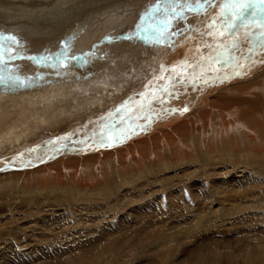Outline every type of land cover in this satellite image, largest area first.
<instances>
[{
  "label": "bare ground",
  "instance_id": "1",
  "mask_svg": "<svg viewBox=\"0 0 264 264\" xmlns=\"http://www.w3.org/2000/svg\"><path fill=\"white\" fill-rule=\"evenodd\" d=\"M55 1L54 6H51L53 8L60 7L65 0ZM191 1L193 0H190V2ZM217 1L218 0H212L213 6H208L206 9L202 10L201 13L193 11L194 14H189V11L185 10V12H188V15L185 16L186 19H182L184 24L193 17L195 18L194 28L191 35L188 37L187 45H175L169 53H166L164 56L165 58L160 57V64L157 63L156 65V68L159 66L160 73L152 78L147 85L138 88L132 93H130L131 91L127 93L123 92H125L133 82L135 68H140L150 63L149 61L154 55L147 53L148 49L143 47L145 44L143 45L140 42H134L130 39L120 42H116L117 40L115 42L106 41L103 42L101 46L100 40L103 37H113L114 39L116 36L127 37L129 34L134 33L136 27L134 28L133 26H137L140 22L137 17L138 14L142 13L144 15L151 6L160 3L161 0H116V3L112 5L108 15L107 12L102 14L103 20L101 18L92 19L91 27L93 28L88 27V30L94 35L97 45L89 54L94 53L93 56L95 58L92 57V55L91 58H93V60L97 59L98 65H96L97 67L94 65L96 69L94 71L96 72L93 74L91 73L92 70L90 72L91 74L88 73L90 74L88 76L92 77V75H98L99 78L102 74L104 75V79L107 78L112 81H116L115 77H128L125 79L126 82L124 84L121 83L119 86H108L106 88H103L106 86L103 80H98L97 78L89 77L90 79H88L87 77L88 80L92 81L91 84L89 82L90 85L87 84L89 86L84 87L80 84V79L84 82L86 80H83L84 78L82 76V72L85 69L82 72L80 71L83 69L80 65L86 64L85 59L87 58L85 57H89V55H87L84 57V60H82L83 58H81L82 56L80 54L85 53V50H69L67 51L68 59L64 64L59 67L49 66L52 63H58L57 61L54 62L55 59L50 61L53 58H50L51 55L64 52V40L61 38L53 39L48 35L49 32H54L55 29L59 31V28L64 25H69V27L67 28L64 26L62 30L65 28L75 30L79 24V20L66 17L63 19L61 18L60 12L51 10V8H48L47 12L42 14L37 12L40 15H38V19L41 22L37 24L35 20L28 22V26L31 27L32 30L34 26L37 25L36 29L26 35L19 36L18 41L25 42L26 44L27 42H31V44H28L30 46L46 37L44 38L45 43H36L38 45L37 48H39L38 50L36 48L34 49V47L32 49L31 47V51L37 50V53H41L42 51L46 52L49 50L47 47L48 44L50 45V49L55 47V53H50V60H44L41 57L40 62H42V64H31L32 61H37L38 57L35 59L24 57L9 60L8 67H5L6 71L0 74V76H3L5 81H7V83H4V86L0 87V160L7 157L6 162H17L18 159L22 158L19 154L23 151L35 149V147L30 146H37V141L40 138L44 137V141L47 137H50L51 140L57 141L56 137H58V134L67 130H69L67 135L71 134L73 136L76 134H78V136H84L86 131L88 139L84 142V146L89 140L91 141L90 143L97 140L96 137L105 130V126L107 125L115 126V131L110 133L112 136L116 130H127L130 125L131 128L135 125H141L143 128L137 129L135 134L126 136V138L121 140L118 144L106 146L103 149L94 148L91 150L90 154L113 149L120 146V144L123 145L126 143L117 151L110 150L107 153H100L83 158L64 159L61 157L62 159L59 161L46 166L57 158L55 157L43 164L37 161L29 163L25 171H15L12 170V168L11 170H5L0 173V188L24 187L27 191L36 189L52 191L55 188L64 191L73 189L78 190L77 195L80 191L82 194L84 193V196L89 198L86 201L92 202L102 199V197H91V193L94 190H98L102 185H105V187L108 185L107 180L109 178L107 179V177L109 174L120 172L123 177L130 173L128 175L129 179H124V183L130 181L135 183L138 187H141L142 184L145 185V178L143 179V177H145L146 171H151L159 176L160 183L164 182L170 184L171 181H167L170 178H174V176H179L182 180H192V184H197L198 186V192H195V194L198 195H194L195 198H201L203 203L208 205L210 211H214L215 214H219V211H217L218 209L215 211L214 207L211 206L212 202L215 205L217 204L213 201V197H224V195H226L223 199L217 200V205L221 204L222 207V201L224 200H233V203L239 202L243 208L251 204L262 202L263 199H261V196L255 199L254 195L244 191L249 188L255 189L261 184L260 181L262 179H256L251 175V172L247 171L249 161L247 160V162H245V160L247 158L250 159L252 156L259 157L260 159L256 158L257 163L255 164H257V166H255V170L252 171V173L259 174V171L262 170V158H264V74L259 72L255 77V79L259 80L251 83H232L231 85L235 87H231L223 92H221L223 90V88L220 87L221 84L215 83L217 88L214 94H219L211 100L210 104L204 110L194 115L193 113L184 117L180 115L174 119H169L168 117L169 112L172 111L170 105L172 102L188 99L187 95L190 93L191 86L193 85V83L190 82L191 76L195 75L199 77L195 79V85L205 78L208 79V83L210 84L221 82L220 80H213L218 73L215 74V71H211L206 67L207 63L204 64V62H207L205 58L211 52V49L205 46L206 44H214L219 41L228 43L225 37H219L217 41H213L211 36L204 35V33L208 31L206 27L207 24L211 23L213 20L209 19L210 17L208 18V15L204 13L207 11L211 14L214 12L212 10L216 8L220 14V4L223 0H221V2L219 1L220 3H217ZM164 2L166 3L167 0H164ZM0 3H2L0 9L9 11V13L11 12L15 15L24 11L34 12L39 8L42 9L49 5L48 1L25 3L15 0H0ZM212 7L213 9L210 11L209 9ZM112 13H114V15H112ZM60 19H63L62 23ZM41 25H44V31H42L45 36L43 37H41L43 32L40 36V33H38V29ZM238 35L242 36L243 34L241 33ZM245 39L247 40L249 38ZM237 41H239V39ZM239 43L240 42H238V44ZM188 45L189 48H187ZM250 45L251 44H249L248 47ZM152 46L153 44L151 43V47ZM163 46L164 44L161 45L158 43L154 46L153 51L158 53V50L162 49V53L165 49V47L163 49ZM240 46L237 47V49L240 48ZM245 46L247 47V45ZM248 47L246 56H244L245 54H235V49L232 50L234 52H229V55H235L238 61L243 65L241 68L242 70L240 69L244 71L242 73L243 76H247V71L252 70L253 67L261 66L264 68V48L259 47L258 49V46L253 48V45ZM110 48L117 49L115 52H111ZM250 48H253L251 52L249 51ZM28 50L30 51V48H28ZM218 50L220 49H217V51ZM117 52L119 55L122 54L123 56L120 55L121 57L118 56L120 58L112 60L110 57H116ZM13 53L15 55L17 51L13 49ZM41 56L43 55L41 54ZM76 56L79 57V59H73V57ZM246 57H250V59H245ZM174 58L181 59L174 61ZM155 60L156 59H154V61ZM186 60L187 64L181 65L180 62ZM253 64L256 65L254 66ZM174 66L175 71H173ZM87 67H85L86 70ZM162 67L167 69L163 71V73ZM90 68L91 67H89V69ZM156 68L154 65L152 70H156ZM201 68L205 70L201 72ZM224 68L228 69V71L234 70L231 65L227 64L223 69ZM89 69L88 71H90ZM16 70L23 73H17ZM50 72H52V74L54 73V75H48ZM221 75L225 76L224 73ZM181 77H183L181 82L175 83V80H179ZM16 78H19V83L16 82ZM85 83H88L87 80ZM42 84H48L49 86H42ZM173 84L174 89L172 87ZM162 86L167 87L173 94L171 96L166 95L162 91ZM205 86L206 84L204 86L200 85L198 90L195 89L192 98L194 101L202 102L204 106L207 105V98L202 94ZM98 89H101L103 94L99 93V91L97 92ZM140 93H144V95L141 96ZM149 101H151V103H149ZM160 101H163V103L161 104V108L158 109L157 103ZM121 105H125V107L120 108ZM103 108L111 109V111L98 119L103 125L102 129H99V131L96 129L94 134L98 135L92 136L90 135L91 133L89 134V128H93L92 124L94 121L85 122V124L75 127L88 118H95L97 112L101 111ZM116 109H120V111L117 112ZM87 114H90V117H88ZM151 122L155 123L152 124ZM131 128L128 130L130 131ZM141 136H145L146 138L134 144L132 143L134 139ZM36 142L37 144H35ZM77 146L82 145L81 143L75 144L74 148ZM83 146L80 147V149L83 148ZM51 148H53V146H51ZM80 149L77 151H80ZM68 153L70 152L63 150L61 155ZM75 155H77V153H75ZM204 155L212 160L207 169L201 167V158ZM224 156L230 158L226 159ZM232 160L235 161V164L232 165V170H227L230 166L228 167L226 165L228 168L226 167L227 169L221 171L222 168L220 166ZM6 162L1 164H5ZM209 170L218 174L222 172V177L211 180V182L203 183L201 177L208 175L207 172ZM5 173L11 174L5 175ZM135 175L137 176L136 178L134 177ZM195 178H197V180L193 182ZM139 179H143V181H138ZM246 181H249L250 187L248 185V188H245L246 185H244ZM207 183H211L214 187L220 185L225 188V191L223 190L221 194L217 195L220 188L217 190L216 187V189L210 187L211 190L208 193H204L202 188L208 185ZM262 184H264V181ZM237 187L240 190V193L238 192L239 194L233 191ZM68 193L71 195V198L74 197L78 200L79 195L76 197L73 192ZM250 194L254 199L251 198L252 196ZM56 201H59V199ZM3 205L5 204H0V210L4 208ZM236 207H238V205ZM25 263L26 262H24V264Z\"/></svg>",
  "mask_w": 264,
  "mask_h": 264
},
{
  "label": "rangeland",
  "instance_id": "2",
  "mask_svg": "<svg viewBox=\"0 0 264 264\" xmlns=\"http://www.w3.org/2000/svg\"><path fill=\"white\" fill-rule=\"evenodd\" d=\"M15 1L25 3L48 1L49 5L42 9L39 8L34 12L24 11L16 15L0 9V35H12L18 40L19 36L26 35L36 29L37 25H35L32 30V28L28 26V22L31 20H35L36 24L41 22L38 19V13H45L48 8H51V10L60 12L61 18L63 19L66 17L79 20V24L75 30L67 29L69 25H64L67 28L62 30L64 26H61L59 31L55 29L54 32H49L48 35L53 39L61 38L64 40L63 51H65V45L67 46V51L85 50V53L80 54L82 56L81 58H83L82 60H84L85 54L92 52L97 45L94 35L88 30V27H91L92 19L101 18L103 20L102 14L107 12L108 15L112 5L116 3V0H65L60 7L53 8L51 6H54L55 0ZM200 1L204 2V0ZM219 1L221 2V0H218L217 3ZM169 2H171V0H167L166 3ZM195 2L194 0L191 1L193 4H195ZM1 4L2 3H0V6ZM207 7L208 5L206 4L205 9ZM211 9H213V7L209 10L211 11ZM212 11L214 12L211 14L207 11V13L205 12L204 14H207L208 18L210 17L209 19H213L217 17L219 13L216 8ZM198 13H201V11ZM189 14H194V12L189 11ZM112 15H114V13H112ZM183 15H188V12L184 10ZM142 16H144L142 13L138 14L137 17L139 21ZM161 16L162 13L158 12L156 17L149 22L156 26ZM63 19H60L61 23ZM194 19L193 17L184 24L182 19L172 18L168 33H175V35H169L167 40H162L159 43L161 45L164 44L163 49L165 47L162 53V49L158 50V53L153 51L156 44H153L151 47V43H148L146 39L140 40V38L133 35L135 39L133 38V40H130L140 42L143 45L145 44L143 47L148 49L147 53L154 55V57L150 59V63L140 68H135L133 82L123 93L129 91L132 93L138 88L147 85L152 78L160 73L159 66L157 67L158 69L156 68L157 63L160 64L159 58H165L164 56L166 53H169L175 45H187L188 37L191 35L194 28ZM133 27L135 28L136 26ZM160 27L163 26L160 25ZM42 30L44 31V25H41L38 29V33H40L39 36L43 32ZM143 35L147 36V33ZM43 36H45L44 32L41 37ZM238 36L236 37V39H239L238 42H240L238 45L240 46L241 44L242 47L236 48L237 50L235 49V52L232 50L230 51L238 55L245 54L244 56H246L247 47L249 44L252 45V41L250 38L246 40L243 35ZM44 38L38 40V44L45 43ZM122 40H127L126 36H116L115 39L113 37H103L100 40V46L106 41L120 42ZM29 43L31 44V42H27V44L25 42H19L17 46L13 45V49H15L17 53L20 52V58L32 57L35 59L38 57L37 61L39 62L32 61V65L42 64V62H40L41 57L44 58L47 56L48 60L53 57L50 61L55 59V47L50 49V45L47 44L48 51L37 53L39 49L37 48L38 45L34 43L35 45L32 44L29 46ZM244 44L247 45V47ZM31 47L37 50L31 51ZM28 48H30V51ZM187 48H189V45ZM116 49L117 48H110L111 52H115ZM41 54L43 56H41ZM50 55L51 57L49 58ZM120 55L123 56L122 54ZM120 55L117 52L116 57L110 58L116 60L121 57ZM92 57L94 56L92 55ZM85 58H87L85 59L86 64H83L84 66L80 65L83 67L80 71L86 70L85 67L87 66L91 68L89 69V67H87V72L85 70V72H82L83 80L86 79L88 82L85 83L86 80L84 82L80 79V84L82 86H89L92 83L91 80H88L90 78L103 80L104 85H106L103 88L108 86H119L121 83L124 84L126 82L125 79L128 78L127 76L124 78L115 77L116 81L107 78L104 79V75L102 74L99 78L98 75H92V77L88 76L96 72L94 71L96 70L94 65L97 67L98 60H93L91 55ZM154 59L156 60L154 61ZM177 59L181 58H174L173 60L176 61ZM55 61L56 60H54V62ZM205 63L207 62H204V64ZM7 65L8 61L6 64H0V74L6 71L5 67H8ZM154 65L156 70H152ZM253 65L255 66L256 64ZM220 67V64L212 63L211 71H215V69H219ZM223 67H225V65ZM88 69L90 71H88ZM240 69L238 70L240 71V75H235L234 72H232L234 70L228 71V69H223L220 75L224 73L226 76L225 79L228 82L223 79L225 83L221 81L207 84L200 80L195 86L192 85L190 93L187 95V100L175 101L170 104L172 110L178 111L169 112V119H174L180 115L184 117L192 113L194 115L204 110L210 104L211 100L219 94H214L217 88L216 84H221L220 87L223 88L221 92H223L231 87H235L231 85L232 83H251L259 80L255 79L259 72L264 74V68L261 66L253 67L252 70L247 71V76H243L242 73L244 71ZM16 72L23 73L17 70ZM214 73L216 74L217 71ZM48 75H54V73L52 74V72H50ZM205 84L206 86L202 94L207 98L206 106H204L202 102L192 100L195 89L198 90L200 85L204 86ZM4 85V83H0V87ZM42 86L49 85L42 84ZM98 91L103 94L101 89H98L97 92ZM157 104L158 109H160L162 103L159 102ZM185 108H187V111H183ZM106 109L108 108H103L101 111H105ZM101 111L97 112L95 118L92 117L86 120V122L94 121L92 124L93 128H89V134L95 133L96 129L99 131V129L103 127L102 122L98 121V119L102 118L104 115ZM87 116L90 117V114H87ZM151 123L154 124L155 122ZM130 128L131 125L128 126L127 130ZM117 133H119L118 130H116L113 136ZM76 136H78V134H76ZM144 138L146 137H138L134 139L132 143L134 144ZM84 139H88L86 133ZM48 141H51L50 137H47L44 143ZM118 143L119 142L115 144ZM125 144L126 143L123 145L120 144V146L113 149L90 154L91 150L94 148L103 149L106 147L100 146L97 140H95L87 146L88 151L81 152L74 150V152L71 151L68 154L59 155L46 166L59 161L62 159L61 157L64 159L83 158L100 153H107L110 150H120ZM49 145L55 146V144ZM75 153H77V155H75ZM204 156L201 158V167L207 169L212 160L207 158L206 155ZM224 157L226 159L230 158L227 156ZM256 158L260 159L259 157L252 156L250 159L247 158L245 162H247V160L249 161L247 171L251 172V175L256 179L262 178L260 181L261 184L255 189L249 188L244 192L251 193L255 196V199L261 196V199H263L262 202L251 204L243 208L239 202L233 203V200H224L222 201V207L221 204L217 205V200L223 199L226 195H224V197H213V201L217 204L215 205L212 202L213 205L211 204V206L214 207L215 211L218 209L217 211H219V214H215L214 211L211 212L210 207L204 204L201 198H195L194 195H198L195 194V192H198V186L197 184L193 185L192 180H182L179 176H174V178H170L167 181H171L170 184L164 182L160 183L159 176L151 171H146L145 177H143V179L145 178V185L142 184L141 187H138L135 183L130 181L124 183V179H129L128 175L130 173L123 177L120 172L109 174L107 177V179L109 178L107 180L108 185L106 187L102 185L98 190H94L91 193V197H102V199L92 202H87L86 200L89 198H86L81 191L78 194V200L74 197L71 198L68 192H73L74 195L78 197V190L73 189L64 191L51 187L55 189L52 191H45L43 189L27 191L24 187L0 188V204H5L3 205L4 208L0 210V264H24V262L27 264H264V184H262L264 181V158H262V170L259 171V174H255L252 173V171H254L255 166H257V164H255L257 163ZM234 164V160L227 161L226 164L220 166L222 168L221 171L227 169L229 166L227 170H232V165ZM6 174L11 173H5V175ZM207 174L208 175L201 177L203 183L211 182V180L222 177V172L218 174L209 170ZM134 177L136 178L137 176L135 175ZM143 179H139L138 181H143ZM196 180L197 178H195L193 182ZM120 183L124 184L121 185ZM207 184L209 186L206 185L207 187L205 186L202 188L203 190L201 189L204 193H208L211 188H217V190L220 188V191H218V193L216 192L217 195H219L225 189L220 185H218V187L215 186V188L211 183ZM244 185H246L245 188H248L249 181H246V183L244 182ZM233 191L240 193L238 187ZM251 198L254 199L253 196ZM58 199L59 201H56ZM237 205L238 207H236Z\"/></svg>",
  "mask_w": 264,
  "mask_h": 264
},
{
  "label": "snow or ice",
  "instance_id": "3",
  "mask_svg": "<svg viewBox=\"0 0 264 264\" xmlns=\"http://www.w3.org/2000/svg\"><path fill=\"white\" fill-rule=\"evenodd\" d=\"M213 6L212 0H204L203 3L200 0H196L195 4L191 3L190 0H171L169 3H165L164 0H161L160 3H157L144 13V16L141 17L140 22L136 26L135 33L129 34L126 39H132L133 35L140 39H146L148 43L158 44L162 40H167L169 35H175V33H168V28L171 25L172 18L175 19H186L183 15L184 10L200 12L205 9V5ZM157 12L162 13V16L159 19L158 25L154 26L149 21H152ZM218 21V22H217ZM162 25L163 27H160ZM208 31L204 35L211 36L213 41H217L219 37H225L224 41H219L214 44H206L205 46L211 49L210 54L205 58L207 61L206 67L211 70L212 63L220 64L217 71V75L213 80H220L226 78L219 73L223 71L224 65H231L234 69L235 75H240L238 69L242 68L243 65L238 61L235 55H229L230 50H234L238 47V41L236 37L238 34H243L245 38H251L253 48L259 46L264 48V0H223L220 4V14L218 17L213 18L212 22L207 24ZM147 33V36L143 35ZM19 41L15 36L12 35H0V64H6L7 61L12 59L20 58L19 53L13 55V45H18ZM253 48H250L251 52ZM217 49H222V51H217ZM87 55H94V53H86ZM32 59V57H29ZM44 60H48V57L45 56ZM68 59L67 46L65 45V51L62 53H57L55 55V60L58 63H52L49 66L59 67L64 64ZM73 59H79V57H73ZM245 59H250L246 57ZM181 65H186L187 61H181ZM167 69L162 67V73ZM205 69L201 68V72ZM175 71V66L173 67ZM161 73V74H162ZM199 78L195 75L190 77V82L195 86V79ZM171 79V78H170ZM183 77L179 80H175V83H180ZM16 82L19 83V78H16ZM204 83H208V79H203ZM0 83H7L3 76H0ZM23 86V85H21ZM174 89V84H173ZM162 91L171 96L173 93L169 91L167 87L162 86ZM141 96L144 93H140ZM163 103V101H160ZM151 103V101H149ZM125 105H121L120 108H124ZM120 111V109H116ZM178 111V110H172ZM187 111V108L183 109ZM134 123V122H133ZM143 126L135 125L131 130L120 129L119 133L115 136L110 135L115 131L114 125L105 126L103 130L97 137V143L100 146H113L115 143L120 142L126 136L135 134L137 129H142ZM69 136L58 138L62 140L69 139ZM49 144H55L56 141H49ZM83 143V141H81ZM37 149H31L29 151H36ZM20 157H23L24 154L20 153ZM22 163H28L27 161H21Z\"/></svg>",
  "mask_w": 264,
  "mask_h": 264
}]
</instances>
